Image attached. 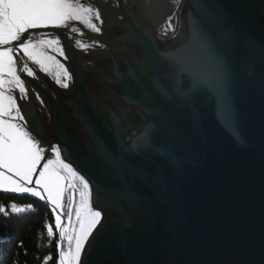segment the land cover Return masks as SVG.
Returning <instances> with one entry per match:
<instances>
[{
	"label": "water",
	"instance_id": "water-1",
	"mask_svg": "<svg viewBox=\"0 0 264 264\" xmlns=\"http://www.w3.org/2000/svg\"><path fill=\"white\" fill-rule=\"evenodd\" d=\"M83 2L99 9L103 24L93 22L100 33L75 22L82 36L69 29L38 30L61 34L68 59H57L72 73L69 87L56 83L60 70L55 65L45 72L29 62L35 75L21 73L27 99L18 90L14 93L32 133L44 145L67 148V162L92 185L93 206L103 213V228L86 244L82 264H264V0H214L254 48L242 41L226 43L215 22L200 17L193 0ZM197 19L205 23L226 67L245 143L234 142L225 118L218 116L214 93L204 85L188 107L174 95L159 96L146 81L176 125V134L159 128L156 142L168 146L179 137L183 172L169 191H157L137 178L135 188L149 202L131 200L122 178L90 153L85 124L96 126L114 147L110 114L127 112L122 139L130 145L152 117L141 110L145 101L138 90L126 87L116 72L125 73L128 65L147 58L164 87L173 91L176 85L166 75L170 57L189 46ZM76 39L93 46L82 50ZM190 62L200 74L213 71L195 47ZM190 86L187 79L180 85L185 90ZM192 111L199 117L195 125ZM153 201H161L167 214H156Z\"/></svg>",
	"mask_w": 264,
	"mask_h": 264
},
{
	"label": "snow or ice",
	"instance_id": "snow-or-ice-1",
	"mask_svg": "<svg viewBox=\"0 0 264 264\" xmlns=\"http://www.w3.org/2000/svg\"><path fill=\"white\" fill-rule=\"evenodd\" d=\"M193 3L201 18L210 17L215 22L226 43L234 45L237 41H242L254 48V43L244 40L225 10L214 3V0H193ZM94 20L103 24L99 9L85 4L83 0H0V191L29 194L52 206L55 233L59 234L55 264H82L86 244L90 238L96 239L94 233L103 228V213L93 206L90 181L71 162H67V148H62L59 144L50 145L51 158H48V149L41 145L40 140L29 129L14 93L18 90L20 97L27 99V89L21 73L28 77L35 75L30 63L45 72L55 65L60 70L56 83L68 88L73 78L72 73L57 59V55L68 59L61 34L38 30L69 29L82 36L80 29L73 26L75 22L94 33H100L101 27ZM75 45L82 50L93 46L80 39L75 40ZM192 47L211 64V74H200L195 70L190 62ZM170 59L172 63L166 75L176 85L171 92L161 83L158 70L147 58L138 60L135 65H128L125 73L115 74L126 87L138 90L137 94L145 101L140 104L141 110L152 117L144 131L130 145H125L122 139L127 131L124 123L128 119L127 112L110 114L116 140L114 147L106 142L96 126L85 124L90 140V153L122 178L128 197L138 202L149 201L136 190L137 178L157 191H169L174 187L177 176L183 172L177 148L179 137L177 136L176 143L168 146L156 142L155 136L159 128H168L170 134H176V125L172 114L161 106L145 86L146 81L159 96L172 99L174 95L176 101L188 107L194 103L196 89L204 85L214 93L218 116L225 118L232 130L234 142L239 145L245 143L228 89L226 67L202 19L194 21L186 50ZM185 79L190 81L188 90L180 87ZM191 117L195 125L199 119L198 113L192 111ZM163 164L167 165V169ZM66 187L78 191L80 197L75 204V220L73 209L69 206L67 223L63 219L62 203ZM98 193L99 189L97 198ZM150 203L156 214H167V209L160 206L161 201ZM8 207L12 213L17 214L34 211L32 204L18 206L11 203ZM0 213L9 214L3 204H0ZM45 227L47 236L52 238L55 235L52 226L46 224ZM52 260L51 254L46 255L43 257V264H49Z\"/></svg>",
	"mask_w": 264,
	"mask_h": 264
},
{
	"label": "trees",
	"instance_id": "trees-1",
	"mask_svg": "<svg viewBox=\"0 0 264 264\" xmlns=\"http://www.w3.org/2000/svg\"><path fill=\"white\" fill-rule=\"evenodd\" d=\"M70 192L74 193L72 189H67L62 200L64 210H67L64 211L66 216L71 206L67 196ZM11 203L18 206L32 204L34 211L12 213L8 207ZM0 204H3L9 213H0V264H43V257L49 254L53 256L49 264H55L59 234L55 233V217L51 206L29 194L2 191ZM72 209L75 220V206ZM46 224L51 225L54 230L55 235L52 238L47 236Z\"/></svg>",
	"mask_w": 264,
	"mask_h": 264
},
{
	"label": "rangeland",
	"instance_id": "rangeland-1",
	"mask_svg": "<svg viewBox=\"0 0 264 264\" xmlns=\"http://www.w3.org/2000/svg\"><path fill=\"white\" fill-rule=\"evenodd\" d=\"M67 189H72L73 191H74V193L76 192V190H74L73 188H71V187H66V190ZM66 190H65V192H64V195H65V193H66ZM73 192H70V193H68L67 194V196L69 197V203L71 204V207L73 208L74 206H75V204L76 203H78V201H79V199H80V197H79V192L77 191L75 194H74ZM64 195H63V197H64ZM62 200H63V198H62ZM68 203V204H69ZM52 207V206H51ZM57 211H61V210H57ZM67 211V210H64V208H63V213H64V215H63V219H64V221H65V223H67V216H66V214H65V212Z\"/></svg>",
	"mask_w": 264,
	"mask_h": 264
},
{
	"label": "bare ground",
	"instance_id": "bare-ground-1",
	"mask_svg": "<svg viewBox=\"0 0 264 264\" xmlns=\"http://www.w3.org/2000/svg\"><path fill=\"white\" fill-rule=\"evenodd\" d=\"M41 145L43 146V147H45V148H47L49 145H44V144H42L41 143ZM48 149V158H51L50 157V146L47 148Z\"/></svg>",
	"mask_w": 264,
	"mask_h": 264
}]
</instances>
